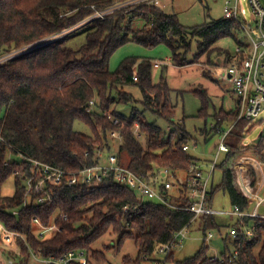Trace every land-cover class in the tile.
<instances>
[{"label": "trees", "instance_id": "16d2710c", "mask_svg": "<svg viewBox=\"0 0 264 264\" xmlns=\"http://www.w3.org/2000/svg\"><path fill=\"white\" fill-rule=\"evenodd\" d=\"M114 2L0 0V57L29 49L39 41L46 42L32 52L0 63V133L6 139V143L0 145V220L22 235L16 241V251L8 253L19 264L31 262L30 248L41 250L46 257H60L69 251L83 249L90 256L88 264H94L93 260L104 261V250L92 246L107 233L119 234L120 248L127 239H133L138 251L134 264H142L156 253L159 245L172 241L176 232L193 217L187 210L141 200L134 191L117 184L112 177L91 188L65 183L52 186L48 182L42 187L43 175L37 171L32 181L33 189L28 192L26 183L32 176L33 167L28 159L73 173L95 164L99 151L112 150L118 139L111 136L113 132L119 134L121 141L119 160L128 163L138 174L154 167L186 169L199 160L190 154L189 141L193 136L188 133L184 121H175L174 90L163 78L158 83L153 80L154 62L147 58L127 57L116 71H112L110 59L117 49L133 41L148 48L166 44L172 51L173 61L185 65L192 44L196 42V60L207 55L208 62L212 63L210 56L215 54L216 60L223 56L228 66L243 55L217 44L220 39L229 37L236 41L237 47H245V42L238 37L244 33L241 24L221 18L187 27L180 23L175 13L153 6H140L131 12L119 11L105 20L87 21L94 13L91 5L103 8ZM135 20L143 21V26L134 29ZM84 21L86 23L80 28L50 40ZM78 33H85L86 42L78 49L69 47L67 43ZM127 86L140 90L141 108L130 103L137 101L124 90ZM200 97L204 103L200 115L206 117L208 97L205 90L200 92ZM119 105H131L130 114L118 110ZM147 112L165 121L170 130L167 132L155 121H149ZM237 116V105L229 113L219 111L215 114L217 123L210 133L217 128L219 134L224 130V124L234 122ZM76 121L86 124L91 133L76 130ZM254 124L240 120L225 138L229 151L222 153L217 165L223 179L209 193L212 199L218 190H223L241 211L251 210L252 205L237 187L233 159L239 152H253L264 160V132L256 144H242L244 134L250 132ZM201 132L207 142L209 130L205 128ZM184 145L189 146L188 151L183 150ZM15 155L26 161H10L9 157ZM242 168L245 166L239 165L238 170ZM12 177L15 193L4 196L2 187ZM246 183L243 188L253 196L256 188L251 189L247 180ZM46 192L51 200L37 204L36 199ZM34 217L44 225L55 221L62 231L40 241L34 234ZM202 220L205 235L207 229L215 227L221 233L223 226L214 216H203ZM240 222L237 221V225ZM243 222L253 223L252 239L242 236L234 240L225 235L223 261L210 260L206 242L194 256L174 261L172 250L166 261L173 260L174 264H264V217H244ZM233 248L239 251L236 257L230 252ZM18 251L22 256L19 257Z\"/></svg>", "mask_w": 264, "mask_h": 264}, {"label": "built area", "instance_id": "2783aa9c", "mask_svg": "<svg viewBox=\"0 0 264 264\" xmlns=\"http://www.w3.org/2000/svg\"><path fill=\"white\" fill-rule=\"evenodd\" d=\"M243 1H247L250 6L252 15L250 20L247 18V10L243 7L241 0H226L223 7V18L239 22L247 37V42H245V47L238 46L236 49V54H242L243 57L225 67V72L230 76V83L237 96L238 116L229 125V128L219 133L221 138L217 145V151L211 160L207 163L195 162L186 169L154 167L151 171L138 174L129 168L128 163L119 160L118 149L121 145V141H119L117 150L99 151L96 155L97 162L95 164L73 173H67L50 164L28 159L33 165L31 169L32 176L26 183L28 192L33 189L32 181L37 171L43 175L40 183L42 187L45 182H48L52 186H60L65 183L68 186L80 185L81 187L91 188L100 186L106 178L112 177L117 184L134 191L141 200H150L173 209L191 212L193 214L191 221L176 232L172 241L159 245L155 251L156 253L168 255L177 246L181 245L188 237L192 221L201 216H236L241 220L240 227L230 228L227 235L234 240L242 236H246L248 240L252 239L254 226H247L243 222V218L264 217V215H259L256 210L252 212L241 211L237 205H234L228 211L217 210L211 205L209 197V189L220 155L229 151L225 138L238 121L247 120L252 123L264 109V0ZM140 6H153L158 10L164 9L162 0H115L113 4L103 8L91 5L94 13L87 21L91 19L105 20L113 17L119 11L131 12ZM68 31L57 34L50 40L54 41L61 38ZM27 50L23 49L2 55L0 63L25 53ZM155 66H159V64L156 63ZM134 80H137V78L134 77ZM93 105L94 103L91 101L90 106ZM137 135L141 137L140 134L137 133ZM111 136L119 138V134L116 132H113ZM3 142L6 143V139L0 133V145ZM183 150L188 151L189 146L184 145ZM248 157L250 159L246 160L245 158ZM11 158L13 156L9 157L10 161H13ZM24 161H26L25 158L21 162ZM239 165H244L249 172L252 169L254 175H256V183L262 182L260 188H264V162L262 160L255 158L253 155L241 153L233 159V171L237 176L239 175ZM258 170H260V173ZM19 172L17 171L16 174H19ZM50 200L51 196L46 192L44 195L39 196L35 202L44 204ZM261 202L262 199L257 195V206H260ZM63 217L66 218V216ZM33 223L34 234L40 241L50 238L52 234H56L58 231H62V228L55 221L49 225H44L39 218L34 217ZM213 236V233L209 232L205 239L207 241L211 240ZM18 237H22V235L9 229L0 220V251L3 256L0 259V264H19L17 259L8 255L9 251H16V248H18L16 242ZM29 252V261H31L29 264H88L90 258L88 252L83 249L69 251L60 257L54 255L46 257L43 256L41 250L35 251L31 248ZM230 252L234 257L238 256L239 253L236 248L231 249ZM18 255L19 257L22 256L19 251ZM210 260L223 261L224 259L223 257L213 256ZM21 264H24V262ZM154 264H166V261L156 258Z\"/></svg>", "mask_w": 264, "mask_h": 264}, {"label": "rangeland", "instance_id": "374dc122", "mask_svg": "<svg viewBox=\"0 0 264 264\" xmlns=\"http://www.w3.org/2000/svg\"><path fill=\"white\" fill-rule=\"evenodd\" d=\"M226 0H163L164 11L167 13H175L178 17L180 23L187 27H195L203 25L211 19H221L224 16L223 7ZM243 7L247 10V18L250 20L252 17L251 9L247 1L241 0ZM83 22L74 25L71 30L80 28ZM143 26V21L135 20L134 29H139ZM239 40L247 42V37L245 33L239 34ZM86 42L85 33H78L72 39L69 40L67 45L71 48L78 49ZM218 46L224 49H228L230 52H235L237 49V43L234 39L225 37L219 40ZM197 53L196 42H193L191 52L188 54L187 61L185 65H175L172 59V51L166 44H159L153 48L145 47L136 42L130 41L125 45L117 49L111 59H110V69L116 71L120 66L121 62L127 57L136 58H147L154 62L155 60H162L165 63L170 61L167 66L159 69H152L153 80L158 83L162 80H166L169 86L174 90L172 94L173 104L175 105L176 122L184 121V125L189 134L193 136L190 139V154L199 159H212L216 153V147L220 141L221 135L218 134V129L212 127L217 123L215 114L223 110L224 112H231L236 109L237 96L233 91V86L230 82L226 81L224 75L221 72L214 71V77H210L208 72H204L205 65L208 64V56L204 55L198 61L195 59V54ZM213 65L215 66V54L210 56ZM224 70V69H223ZM206 71V70H205ZM205 75H204V74ZM226 75V73H225ZM124 90L131 94V97L136 100L131 101V104L137 105L141 108L139 100H141V92L137 87H125ZM206 91L208 97V103L206 105L207 116L204 117L200 115L201 110L204 108V103L200 97L201 91ZM181 92L180 94L178 92ZM200 91V92H198ZM115 107V106H114ZM118 110L129 115L131 112V105H119ZM204 111V112H205ZM146 117L149 121H155L157 125L162 127L165 131H169V125L158 118L157 116L147 112ZM255 123V124H254ZM254 124L252 130L244 134L242 144L244 146L253 145L257 143L260 139L261 134L264 132V109L261 111L259 116L255 121L251 123ZM251 125V126H252ZM215 127V126H214ZM229 125L225 124V128ZM74 128L78 131L90 134V128L80 122L76 121ZM209 130L210 138L205 141L203 132L201 130ZM117 139V138H116ZM114 143L112 150L118 149V143ZM223 155H221V158ZM15 161L21 162L22 157L15 155L11 158ZM239 171V170H238ZM246 169L242 168L239 171L240 184L244 187L247 185L245 179ZM223 179V174L221 169L216 170L214 177V185L217 186L221 183ZM15 180L14 177L9 178L2 187V193L4 196H12L15 193ZM264 195V191H263ZM255 197V196H252ZM212 206L217 210L228 211L232 209V202L228 193L223 190H218L212 199ZM249 203L252 204V200L248 197ZM261 213H264V205L260 209ZM230 215L217 216L218 224L221 227V233L215 227L213 229H207V234L209 232L213 233L214 237L212 241L208 243L209 254L218 256L221 255L224 250V240L223 237L228 233V224L231 221ZM118 218V217H117ZM199 220H195L193 226L190 227L188 237L184 242L174 249V261L184 260L188 257L194 256L199 248L204 243L205 231L203 229L199 230L195 228V225ZM52 234L50 237L54 236ZM119 234L107 233L106 235L99 238L94 244L93 249L104 250L106 255V260L97 261L93 260L94 264H134L137 257V247L135 246V241L133 239H127L121 248L118 246ZM107 246V247H106ZM232 248V247H230ZM167 254L154 253L152 257L142 264H154L156 258L162 261L167 260ZM3 256L0 251V259ZM128 261V262H127ZM174 261H166V264H174Z\"/></svg>", "mask_w": 264, "mask_h": 264}, {"label": "crops", "instance_id": "0c3cea01", "mask_svg": "<svg viewBox=\"0 0 264 264\" xmlns=\"http://www.w3.org/2000/svg\"><path fill=\"white\" fill-rule=\"evenodd\" d=\"M162 2H163V0H162ZM164 10V9H163ZM225 58L223 57V56H220V57H218L217 58V60H216V63H215V66H212L213 65V63H209L208 62V64L209 65H205V67L203 68L204 69V72H208L209 73V76L210 77H214V71H218V72H220V71H222L221 72V74H222V76L224 75V77H225V79H226V81H228V82H231L230 81V76L228 75V74H226L225 75V67H226V61L224 60ZM198 61V60H197ZM170 61H168V62H164V61H162V60H155L154 61V68L155 69H159V68H162V67H164V66H167L168 65V63H169ZM174 62V61H173ZM159 64V66H155V64ZM174 64L175 65H177L175 62H174ZM224 69V70H223ZM206 70V71H205ZM204 74V73H203ZM205 75V74H204ZM237 105V104H236ZM231 123H226V125H230ZM223 128H224V130L225 129H227V128H225V124H224V126H223ZM229 128V127H228ZM256 144V143H255ZM216 149H217V147H216ZM217 151V150H216ZM242 153V152H241ZM240 152L236 155V156H238L239 154H241ZM246 154H248V155H253L255 158H257V159H259V160H262L263 162H264V160L261 158V157H259V156H257L255 153H253V152H246ZM221 155H222V153H221ZM221 155H220V158H221ZM220 158H219V161H220ZM211 160V159H210ZM209 160L208 159H199V160H197L196 162H201V163H207ZM219 163V162H218ZM218 169V168H217ZM216 169V170H217ZM234 172V175H235V178H236V183H237V187H238V189L246 196V197H250L251 198V200H252V209L251 210H249V211H244V212H252V211H254V210H256L257 211V213L259 214V215H264V213H261L260 212V209L262 208V206L264 205V195H263V191H264V188H259V191H258V193H257V195L259 196V198L260 199H262V202H261V204H260V206H257V204H256V199H257V196H255V197H252L251 195H249L246 191H245V189L243 188V186L240 184V179H239V177L236 175V173H235V171H233ZM215 174H216V172H215ZM214 177H215V175H214ZM214 177H213V181H212V183H211V186H210V189H209V193L211 192V189L213 188V187H216L213 183H214ZM245 179L249 182V187L251 188V189H255L256 188V186H257V183H256V175H254V173H253V171H252V169L250 170V172L249 171H247L246 170V174H245ZM218 186V185H217ZM209 197H210V203H211V205H212V199H213V197H212V199H211V195L209 194ZM159 204V203H158ZM233 205V204H232ZM234 206V205H233ZM232 206V207H233ZM221 216V215H220ZM215 217V219L217 220V216H214ZM229 218H231V221L229 222V224H228V230L230 229V228H232V227H240V225H237V221H239V218L238 217H236V216H229ZM199 220V222L195 225V228L196 229H199V230H201V229H203V227H202V222H203V216H201V217H198V218H196V219H194L193 221H192V224H191V226H193V224H194V222H195V220ZM247 226H250V227H253L254 225H253V223H250V224H247ZM227 236V235H226ZM205 237H206V235L204 236V239H205ZM214 237V236H213ZM213 239V238H212ZM212 239L211 240H204V242H206L207 243V245H208V243L210 242V241H212ZM209 246V245H208ZM168 256V255H167ZM214 256H218V254L216 253ZM211 257H213V255H210L209 254V258H211ZM219 257H223L222 256V253H221V255L219 256Z\"/></svg>", "mask_w": 264, "mask_h": 264}, {"label": "water", "instance_id": "95a60500", "mask_svg": "<svg viewBox=\"0 0 264 264\" xmlns=\"http://www.w3.org/2000/svg\"><path fill=\"white\" fill-rule=\"evenodd\" d=\"M44 44L43 43H36V44H33L31 47H29V49L26 51V52H32L38 48H40L41 46H43Z\"/></svg>", "mask_w": 264, "mask_h": 264}, {"label": "bare ground", "instance_id": "6f19581e", "mask_svg": "<svg viewBox=\"0 0 264 264\" xmlns=\"http://www.w3.org/2000/svg\"><path fill=\"white\" fill-rule=\"evenodd\" d=\"M246 160H249L250 158L248 157V158H245ZM242 167H244V165H241ZM260 170H258V172H259ZM260 173V172H259ZM262 186V182H259L258 184H257V186H256V189H255V191L253 192L254 194H253V196H257V193H258V191H259V188Z\"/></svg>", "mask_w": 264, "mask_h": 264}]
</instances>
